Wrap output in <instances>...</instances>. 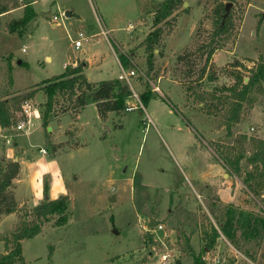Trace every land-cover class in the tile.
<instances>
[{
	"label": "rangeland",
	"instance_id": "rangeland-1",
	"mask_svg": "<svg viewBox=\"0 0 264 264\" xmlns=\"http://www.w3.org/2000/svg\"><path fill=\"white\" fill-rule=\"evenodd\" d=\"M30 1L37 15L22 32L11 31L9 25ZM161 1L0 0V100L19 91L37 92L28 128L1 130L10 142L0 139V166L4 159H20L21 169L13 187L20 209L0 219V255L26 211L64 194L71 203L68 223L47 222L39 234L23 239V260L17 264H192L189 244L202 252L210 222L219 228L212 209L221 215L223 203H234L260 211V200L240 177L209 165L222 164L220 152L231 146L250 154L253 143L244 134L264 138V91L250 94L252 102L244 103L229 134V92L222 89L234 85L237 75H248L235 66L239 61L251 67L264 59V0L224 1L232 3L233 28L217 38L226 43L203 74L207 54L197 48L212 34L217 0H185L159 24L164 33L148 71L140 44L159 26L153 9ZM80 32L88 40L76 49ZM122 53L131 54L128 69L136 72L131 83L138 96L128 103L138 106L101 118L91 102L79 113L42 124L44 80L81 60L88 62L85 70L93 82L118 77ZM210 170H218L215 187L222 188L226 179L239 187V202L224 201L213 187L204 192L197 180ZM248 248L253 263L264 264V239L245 242L238 251L222 236L214 248L206 247L204 258L207 264H230L237 255L235 264H246Z\"/></svg>",
	"mask_w": 264,
	"mask_h": 264
},
{
	"label": "trees",
	"instance_id": "trees-1",
	"mask_svg": "<svg viewBox=\"0 0 264 264\" xmlns=\"http://www.w3.org/2000/svg\"><path fill=\"white\" fill-rule=\"evenodd\" d=\"M185 0H163L154 7L155 25L168 21L175 11L184 4ZM225 0H217L214 9L213 31L208 41H204L198 46V52L207 54L206 63L201 67L200 73H204L211 56L226 41L217 40L223 35H227L233 28L232 11L226 13ZM227 1V0H226ZM235 1V0H229ZM37 12L34 10L31 1L24 7L23 15L16 22H11L9 28L11 31L19 30L35 18ZM170 22V21H169ZM171 29V28H170ZM164 33L161 25L156 26L142 40L140 46H144L149 58L148 71L152 69L155 47L160 42ZM197 51V50H195ZM133 53V52H132ZM186 53V52H185ZM182 53L179 60H183L188 53ZM131 54H120V62L125 68L132 65ZM88 66L86 60H81L76 66L65 67L64 72L44 80L39 87L45 96V102L42 103L41 119L44 126L65 113H79L89 103H95L101 118H106L110 112L122 113L129 105L128 101L132 95V90L125 80L119 77L105 79L98 82L91 81L85 70ZM236 67H243L248 71L247 76L237 75L236 83L232 86H223V90L229 92L227 102L230 109L225 114V124L228 133L231 134L232 128L240 121L243 105L247 100L252 102L250 94L254 91H264V59L248 67L243 62L235 64ZM245 77L248 78L245 81ZM36 90L29 93H13L0 100V127L10 128L16 126L19 121L26 120L27 116L23 111V102L32 99L36 95ZM212 98L214 94H210ZM151 97V94L143 96L145 103ZM201 100L206 99V95H200ZM209 113V108L206 106ZM242 136L253 143L250 154L240 151L238 147H229L228 152H220L219 158L222 160L225 168L240 177L248 190L256 196L261 202L260 211L254 212L241 208L234 203H223L225 211L219 215L212 209L214 218L218 220L219 228L210 222V229L206 230L205 244L203 251L196 253L189 244L190 255L193 258L192 264H207L204 253L211 250L217 244V241L224 236L229 240L238 251H242L243 243L248 241H258L262 243L264 239V138L258 136ZM245 159V167L243 161ZM21 169L19 160H3L0 166V219L6 213L16 212L20 209L19 203L14 193V181L18 178ZM70 197L67 194L54 199L46 198L41 203L35 205L26 211L18 226L12 232L11 239L6 238L7 252L0 255V264H17L23 260L22 240L31 238L42 231L43 225L54 221L55 226H64L71 217ZM184 234V232L182 233ZM189 242V239H187ZM248 259H254V252L247 249ZM230 264H235L238 260L235 256ZM247 259V260H248ZM244 259L246 264L250 262Z\"/></svg>",
	"mask_w": 264,
	"mask_h": 264
},
{
	"label": "built area",
	"instance_id": "built-area-1",
	"mask_svg": "<svg viewBox=\"0 0 264 264\" xmlns=\"http://www.w3.org/2000/svg\"><path fill=\"white\" fill-rule=\"evenodd\" d=\"M103 34L107 35L109 34L108 31L106 30H103ZM80 35V38L76 39L74 41V44H75V47L76 49H80L83 45V40H88L87 36L84 35L83 32H80L79 33ZM136 74L135 70L134 69H128V68H125L122 64H121V72L119 73L118 77L121 79V80H125L128 82L129 86L131 87V90H132V95H135V96H138V93L136 92V90L133 88V84L131 83V78ZM23 111H24V114L27 116V120H22V121H19L18 124L16 125V128L18 130H21V129H24L26 127V129L28 128L27 127V123L30 122V116H32L34 114V108H33V104H32V100L28 99L26 101L23 102ZM136 106L138 105H135V104H129L127 107H126V110H132L134 109ZM1 130H3L2 127H0V139H2V137H5L6 141L9 143L10 140L8 139L7 136L3 135V133L1 132ZM8 139V140H7ZM40 151L42 153H47L46 149L45 148H41ZM158 227L161 229L163 226L162 225H158ZM166 258V257H165ZM167 259V258H166ZM248 259V258H247ZM248 261L252 264L253 261H251L250 259H248Z\"/></svg>",
	"mask_w": 264,
	"mask_h": 264
},
{
	"label": "crops",
	"instance_id": "crops-1",
	"mask_svg": "<svg viewBox=\"0 0 264 264\" xmlns=\"http://www.w3.org/2000/svg\"><path fill=\"white\" fill-rule=\"evenodd\" d=\"M18 8H20V7H18ZM215 165L216 166H213V165H209V166L212 167V168L218 166V170H223L224 169L223 167H225L224 164L223 163L221 164L220 162H217ZM217 171H215V172H211V170L207 171L206 174H204L201 178H198V180H197L198 183L201 186H204L206 188V190L204 189V192H206V191L208 192L209 191L208 188H212L213 187L212 190H214L216 188L217 189L216 192L220 195V197L224 201L235 202V203L239 202L241 197H242L240 195V193H239V187L237 185L234 187L233 183L231 184V186L229 184H227V183H229L230 179H226L225 180L226 183L224 182L225 184H224V186L222 188L221 187L220 188L219 187H215V185L218 186V183L216 182L217 180L215 178L217 176V174H216ZM221 175L223 177H225L226 173L225 172H223V173L221 172ZM14 215L15 214L12 213V214H10L9 217H13Z\"/></svg>",
	"mask_w": 264,
	"mask_h": 264
},
{
	"label": "water",
	"instance_id": "water-1",
	"mask_svg": "<svg viewBox=\"0 0 264 264\" xmlns=\"http://www.w3.org/2000/svg\"><path fill=\"white\" fill-rule=\"evenodd\" d=\"M231 4H232L231 2L226 3V13H225V15L228 14V12H229V7H230ZM185 5H187V2H185ZM66 15H70V12H69V11H66ZM19 62H20V61H19ZM90 75H91V73L89 72V73L87 74V76L89 77ZM247 79H248V78H247ZM111 200L113 201V200H115V198L112 197ZM178 261H180V260H178Z\"/></svg>",
	"mask_w": 264,
	"mask_h": 264
}]
</instances>
